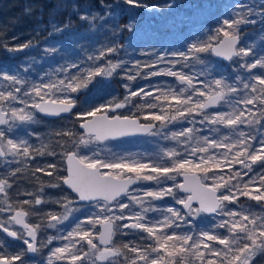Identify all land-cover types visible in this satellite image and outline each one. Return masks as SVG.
Instances as JSON below:
<instances>
[{
	"label": "snow or ice",
	"instance_id": "obj_1",
	"mask_svg": "<svg viewBox=\"0 0 264 264\" xmlns=\"http://www.w3.org/2000/svg\"><path fill=\"white\" fill-rule=\"evenodd\" d=\"M122 2L134 7H150L142 0ZM119 6L120 0L102 5L106 15ZM163 7L171 8L173 4ZM229 7L230 18L222 20L223 26L215 29L214 35L191 43L186 51L157 56L151 63L142 65L137 61L136 74L126 77L135 80L143 69H148L143 73L144 78L170 76L178 82L176 86L157 87L152 91L141 87L132 91L125 84L129 94L123 102L76 113L77 119L83 121L79 125L84 130L82 134L71 129L52 133L60 138L55 141V146L63 150L68 163V174L60 179L76 194L75 199L63 195L55 201L63 209L60 213L37 208L48 203L40 195L43 186L35 193H16L33 197L30 200L9 202V190L13 187L10 179L22 171L19 165L36 156L57 154L51 143L31 144L29 137L34 133L26 126L37 122V113L57 116L71 113L76 107L72 93L88 88L97 77L111 78L117 69L124 68L125 62L106 59L118 51L117 46L102 47L98 55L87 56V66L82 67L78 61H66L45 73L46 81L40 77L39 83L30 82L19 69L10 74L0 68V82H6L0 84V126H4L0 128V165L11 169L0 176V196L3 197L0 203L5 205L0 207V213H13L6 220H0V230L27 246L15 255L0 254V264H24L26 253L40 250L37 238L41 229L56 228L59 232V226L65 222H70L66 234L47 239L48 244L57 238L66 241L63 246L51 250L48 264H53V258L67 260L69 264H264V174H258V181L257 176L244 181L258 162L264 169V39L255 50L247 41L241 44L240 34L241 24H255L257 18L264 23V0L259 5L234 3ZM37 10L40 9H25L29 14ZM59 13L67 14L66 22L61 24L53 20L49 35L69 30L74 15L90 25L98 18L91 12H83L79 0H55L52 14ZM127 27L131 30V25ZM4 47L7 51L19 52L32 44L28 42L15 47L5 44ZM44 52L55 55L60 48L54 45L45 48ZM202 53H214L229 61L237 58V67L249 75L237 72L232 77L219 74L216 78L215 70L201 57ZM167 55L177 59L166 60ZM101 60L105 63H98ZM181 60L183 67H191L190 61L202 67L192 74L173 70ZM161 62L171 67L158 69ZM29 67H24L23 72L27 73ZM254 69H259V74H254ZM201 76L204 79H200ZM133 97L142 98L143 103L134 106L144 112L143 120L148 123H141L139 116L107 115L108 111L126 107ZM182 121L191 126L163 131L169 124ZM197 123L201 127L197 128ZM137 133L163 135L164 139L175 141L176 146L166 148L157 159L150 160L115 153L101 158L91 147ZM69 143L70 148L67 147ZM84 149L92 154H81ZM13 164L17 167L11 168ZM235 165L246 171L234 170ZM55 170V164H48L32 170V176L43 172L51 177ZM178 176L183 177V183L167 185ZM208 180L213 181L211 186L204 183ZM257 182L258 186H255ZM133 185L137 187L133 188ZM50 186L59 187L58 184ZM166 197H171L182 207L161 208L155 204ZM241 197L256 201L262 212H254L251 207H228L237 205ZM194 201L198 206H193ZM78 202H89L98 212L84 220L74 218V213L80 211L73 206ZM24 206H28L27 209ZM149 213L159 215L150 218ZM202 213L214 214L221 219L210 227L201 228L195 238L190 231H176L182 224L191 225L192 218ZM31 216H38L40 222H29ZM98 224L101 231H96ZM11 225H19L22 230H11ZM124 229L133 234L138 232L140 241L150 240L151 243H118L115 240L118 233L128 235ZM216 229H223L224 233ZM3 245L4 241L0 240V248Z\"/></svg>",
	"mask_w": 264,
	"mask_h": 264
},
{
	"label": "trees",
	"instance_id": "obj_2",
	"mask_svg": "<svg viewBox=\"0 0 264 264\" xmlns=\"http://www.w3.org/2000/svg\"><path fill=\"white\" fill-rule=\"evenodd\" d=\"M228 1L229 0H223L220 5H214L213 2H210L208 8L217 12H222L223 9L229 7ZM248 2L249 1H245L243 4L249 6L260 4L252 1ZM54 4L55 0H0V68L11 73L16 69H23L24 67L30 66L27 73L31 74V77H27V79L33 82V77H38V73L51 72L52 69L63 65L66 61H78L81 63V66H87V56L93 54L98 55L99 49L102 47L117 46L118 51L115 54L107 56L106 59H113L117 55L119 59V55H123L125 59L124 68L117 69V72L111 78L103 79L97 77L88 88L76 93V110L86 105H90V108L95 107L104 101L113 104L115 102H123L125 97L129 94L128 89L124 87L125 84H127L132 91H136L141 87L144 88L148 84L154 85L158 82H168L174 79L173 77L164 75L144 78L143 73L147 72L148 69H143L141 75L135 80H128L126 77L127 75L136 74L137 68L135 64L137 61L142 65L147 64L143 62L147 55L141 53L144 47L151 44L154 45L158 42L166 43L170 41L174 44L183 42L185 45H188L193 40L198 42L207 37L203 32L213 31L214 28L219 27V22L224 19V14L221 13L219 21L214 22V24L204 23L195 26L191 25V29L188 31L184 27V25L188 23L185 19L186 17L176 8H173L170 13H167L170 17L166 20L161 21L156 19L154 22H152V20L149 22L146 21L148 17L143 12L135 9L134 6L128 5L123 7V13H111L110 15H106V13L102 11L100 17H103V19L97 18L91 25L88 21L80 20L78 16L74 15L71 17V26L69 30H66L64 33L49 35L51 32V22L53 20L61 24L66 22V13L52 14ZM29 7L39 8L40 10L32 11L31 14H29L25 11V9ZM256 11L259 12L260 9L257 8ZM128 25H131V30L127 27ZM262 32H264V23H261L258 18L255 24H244V27L240 30V34L243 35L241 44H244L249 34H257V47L259 48L261 40L264 39V33ZM28 42H31L32 47L19 52L7 51L4 47L5 44H7L8 47H15ZM54 45L60 48V52L55 55H46L44 49ZM200 55L208 64L223 63L221 60L214 57L212 53H202ZM116 61L118 60L116 59ZM98 63L103 64L105 60L98 61ZM188 63L192 65L191 67H202L194 61ZM179 65L183 66L184 61L181 60ZM132 68L135 70H132ZM186 68L188 69L189 67ZM140 103H143L141 97H133L130 104L134 106ZM134 111L137 116L143 119V111H138L136 107ZM40 118L42 120L57 121L42 116ZM178 124L179 123L169 124V129L165 132L169 130L178 131L179 129L175 128ZM179 125L185 127V124ZM196 126L201 127L200 125ZM170 141L173 142V140ZM26 162H29V160ZM57 165L62 168V174H65L66 169L64 168V163L60 161L57 162ZM15 167H17L15 164L11 166V168ZM19 167H21L22 171L18 173L16 177L10 179L13 187L9 190V202L13 204H15L16 201L22 200L20 195L16 194L17 192H25L32 188L39 189L41 186L49 184V180L41 176L39 172L35 174V177L32 176V170L35 169L32 162L28 166L24 162L20 164ZM6 170L11 169L8 168V166L0 165V176H3ZM59 178H61V176ZM41 182H43V184H41ZM0 201H3L2 196H0ZM244 205L251 206L254 212L258 210L259 206L256 201L248 198L245 200ZM3 206L5 205L0 203V207ZM203 217L210 220L214 219L213 217ZM206 225L211 226L209 222L204 220L196 222L191 221V225L185 226L182 233L190 231L195 237L199 230ZM126 230L128 235H125L124 238L120 233L115 237L118 243L129 241L136 243H151L150 240L140 241V234L138 232L133 234L128 229ZM0 239L12 245L19 241L6 237L1 231ZM50 249L51 248H47L46 251ZM0 254L5 256L12 255L9 248L5 245L0 248ZM44 255L45 253L38 254L32 264H43L47 261L48 254L47 257ZM29 257L32 256L26 253L25 258ZM17 263L19 262H16V264Z\"/></svg>",
	"mask_w": 264,
	"mask_h": 264
},
{
	"label": "rangeland",
	"instance_id": "obj_3",
	"mask_svg": "<svg viewBox=\"0 0 264 264\" xmlns=\"http://www.w3.org/2000/svg\"><path fill=\"white\" fill-rule=\"evenodd\" d=\"M223 0H142V3L144 4H148L150 7L149 8H143V7H135V9L139 10L140 12H143L148 19L146 21H151L154 22L156 19L158 20H166L167 18H169L170 16L167 15V13H170V11L174 8H176L177 10L181 11V13L186 17L185 19L188 21L187 24L184 25V27L189 31L191 28V25H200V24H204V23H209V24H214V22L219 21L221 13L224 14V19H229L230 18V7H226L225 9L222 10V12H217L215 10L209 9L208 6H210V2H213L214 5H220L222 4ZM245 1H249V2H257V3H261V0H229V4L228 6L234 4V3H245ZM79 2L83 5V12H91L93 15L97 16L98 18L100 17L101 12L103 11L104 13H106L105 8L102 7L103 4H113L115 3V0H79ZM248 2V3H249ZM168 3H172L173 7L171 8H167V7H163L164 5L168 4ZM152 5H158L160 7L157 8H152ZM124 6H128L126 4H124L122 2V0H120V6L115 8L114 11H112L111 13L117 14V13H123V7ZM167 15V16H166ZM223 19V20H224ZM222 22V21H221ZM219 22V27L223 26L222 23ZM216 27L214 28L213 31L211 32H203V34L205 36H209V35H214L215 34V29L219 28ZM244 27V24L240 25V30ZM264 33V32H262ZM242 39L241 42L243 40V35H241ZM245 41H247L248 43H250L252 45V47L255 50H258L259 48L257 47V34H249L247 36V38L245 39ZM196 41L193 40L191 41L188 45L183 42L180 43H171L166 42V43H156L154 45H148L147 47H144L143 50L141 51L142 54L147 55L143 62L146 63H151L153 61H155L157 56L160 55H164L165 53H172V52H177V51H186L187 47L191 44V43H195ZM119 59H118V55L116 57H114L112 60L113 62H117L116 59L118 61H124L125 59L123 58V55H119ZM166 60H174L177 59L176 57H173L171 55H167L165 57ZM237 59V58H236ZM248 59H251L250 57ZM224 63V62H223ZM210 63L209 66L215 70L216 78H219V74H223L225 77H232L235 76V74L237 72H239L241 75L247 76L249 75V73H247L243 68H239L237 67V65L235 64V59L229 63ZM125 65V63H124ZM61 66V65H60ZM59 66V67H60ZM83 67V66H82ZM167 67H171V65L165 63V62H161L158 65V69H164ZM58 68V67H57ZM135 68V67H134ZM134 68H132V70H135ZM158 69H153V70H158ZM17 70V69H16ZM21 75H24L26 77H31V74L28 73H24L23 69L19 68ZM145 70V69H144ZM175 71H184L188 74H192L193 72H198L200 70L199 67H189L188 69L186 67H183L181 65H175V68L173 69ZM73 71H75V69H73ZM254 74H259L260 70L259 69H254L252 70ZM13 73V72H11ZM10 73V74H11ZM45 72L43 73H38V77H33V82L39 83L40 82V77H44L45 81L47 80V77L44 76ZM170 77V76H169ZM53 78H55V76H53ZM200 79H204L203 76L200 77ZM231 82V80H230ZM6 82H0V84H3ZM177 81L174 79L169 80L168 82H158L157 84H148L146 85L144 88L146 90L152 91L154 89H156L157 87H166L168 85H172V86H176L177 85ZM76 93H72L71 95L73 96V98L76 101ZM151 98V97H149ZM109 104L107 101H104L102 103H99L97 106L95 107H99V106H103ZM131 107V108H130ZM94 107L90 108V105H86L85 107H81L80 109L76 110L73 114H71L70 116L64 117V118H60L55 119L57 121H49V120H42L40 117V115L37 113V122L34 124H30L27 125V129L30 133H34V135H31L29 137V142L31 144H33L34 146H39L40 143L43 141L44 143H51V145L53 147H55L56 150V155H44V156H36L34 160L29 159V162H25V164L28 166L31 164L34 165V168L37 167H46L48 164H55L56 165V170H55V174L53 176H47L45 175L43 172H39L41 174V176H44V178H47V180H49V184L43 186L44 191L43 193H40V195L43 196V198L45 200L48 201V203L46 204H42L37 206L38 209H42L43 212H54V213H60L63 211V209L61 208V206L57 203H55L56 200L60 199L61 196L63 195H68L70 196V198L75 199V196L73 194H71L63 185L62 180L59 178L61 177H65V174H62V168L60 166L57 165V162L62 161L64 163V168L66 169L65 166V158L63 156V150L58 147L55 146V141L60 139L58 137H54L52 136V133L54 131L60 130V129H71L72 131L76 132L77 134H82L83 132L80 130L79 128V124L81 123L82 120H78L76 113L78 112H82V111H87L90 110ZM135 107L131 104H128L126 107L121 108L119 110H115V111H108V113L111 116H114L116 114H119L121 116H137L134 111ZM211 111V110H209ZM90 118V117H88ZM198 119V118H197ZM142 121H145L143 119H141ZM147 122V121H145ZM179 124H185V127L187 125V127L191 126L190 124H188L187 122L185 123L180 122ZM177 125L175 128L176 129H181L179 127H182V125ZM197 125H199L197 123ZM199 127V126H196ZM167 129H169V127L165 128L163 131L165 132ZM247 131V129H245ZM11 135V134H10ZM176 146V142L175 141H170L169 139H164L163 135H147V136H143L140 138H135V139H121V140H116V141H106L103 143H99V144H93L91 147L92 149L96 150L101 158L105 157L106 155H109L110 153H115L117 155H125V156H131V157H136V158H145L146 160H150V159H157L159 157V155L166 149V148H170V147H174ZM67 147H71V144L69 143L67 145ZM81 154H87V155H91L92 153L87 150L84 149L82 150ZM50 170V169H49ZM234 170H241V171H246L244 169H242V166L240 165H235ZM227 171V170H226ZM258 174H264V169L261 168L260 163L258 162L256 165L253 166V172L249 173V176H245L244 177V181H248L250 177L252 176H257V181H258ZM174 183H181V178L180 176L176 177L175 181L169 180L167 182V185H172ZM204 183L208 184V185H212L213 181L212 180H208V181H204ZM52 184H58L59 187H51L50 185ZM258 186V182L257 185ZM137 187V186H136ZM135 188V187H134ZM38 189L36 188H32L29 190H26L25 192H37ZM24 193V192H21ZM181 196H185L182 195L180 193ZM20 197L22 198L21 201L25 200V199H32L33 197L31 196H26V195H20ZM247 198L246 197H241L238 204L237 205H229V208H239L241 206L247 208V207H251V206H245L244 202ZM155 204L158 205L161 208H166V207H176V208H181V205H178L175 203V201L171 198V197H166L163 200L160 201H155ZM258 204V203H257ZM258 210H256L257 213H261L262 212V208L261 205L258 204ZM76 208H79L80 211L74 213V218L75 217H79L80 220H84L88 215H91L93 213H97L98 209L93 207L92 204H74L73 205ZM25 209H27L28 206H24ZM196 207V206H194ZM138 210V209H137ZM13 213L11 212H3L0 213V220H6L10 215H12ZM149 217H156L159 214L158 213H149L148 214ZM203 215L201 214L199 217H194L192 218L193 222L196 221H200V220H204L206 222H209L211 224V226L213 225L214 222H219V220L221 219V217L219 216H214L213 220H210L208 218H204ZM162 219V217H160ZM212 218V217H210ZM29 222L32 223H38L40 222V218L38 216H31L29 218ZM127 222V221H125ZM70 222H65L64 225H60L59 229L60 231L58 232L56 228H42L41 231L38 233V244L40 245V250L36 253L35 256L29 257V258H25L24 256V264H32V262L35 261V258L37 257L38 254H42L45 253V257H47L48 254V258L47 261H45L43 264H48V260H49V256L51 253V250L55 249L56 247H61L63 246L64 243H66V241H63L59 238L54 239L52 241L51 244L47 243V239L49 237H59L60 235H64L67 233L68 230H70ZM185 226L188 225H184L182 224L180 228L176 229V231L178 233H182L183 229L185 228ZM208 226V225H206ZM11 229L16 230V231H21V226L18 225H11L10 226ZM85 227H91L90 225H85ZM210 227V226H209ZM205 228V226H204ZM96 231H100V225H96ZM127 232L126 229L123 230V232ZM217 232L219 233H224L223 229H216ZM121 236L124 238L125 235ZM195 238V237H194ZM2 240V239H0ZM4 241V240H3ZM98 243V240L95 241ZM4 245L7 246L9 248V251L11 252L12 255H15L16 253L19 252H23L26 249V245L23 244V242L21 240H19L16 244H8L6 241H4ZM222 247V246H219ZM47 248H51L50 250L46 251ZM46 251V252H45ZM34 260V261H33ZM19 264V263H17ZM53 264H69V261L67 260H55L53 258ZM98 264H100V262H98Z\"/></svg>",
	"mask_w": 264,
	"mask_h": 264
},
{
	"label": "water",
	"instance_id": "obj_4",
	"mask_svg": "<svg viewBox=\"0 0 264 264\" xmlns=\"http://www.w3.org/2000/svg\"><path fill=\"white\" fill-rule=\"evenodd\" d=\"M212 55L214 56V57H216L217 59H219V60H221L222 62H224V63H229V62H231V61H229V60H227V59H225L224 57H221V56H217V55H215L214 53H212ZM235 59V58H234ZM76 108H77V103H76V107H74L73 109H72V112L71 113H61L59 116H57V115H45V114H43V113H38L40 116H42V117H44V118H47V119H53V120H55V119H60V118H64V117H67V116H70L71 114H73L75 111H76ZM119 109H121V108H119ZM119 109H116V110H119ZM211 110V109H210ZM107 115L109 116V117H112L108 112H107ZM116 115H119V114H116ZM116 115H114V116H116ZM119 116H121V115H119ZM87 119H89V120H91L92 119V117H90V118H87ZM140 122L141 123H148V121L147 122H145V121H142V120H140ZM81 123H83V121H81ZM80 125V124H79ZM4 126H0V128H3ZM80 128V127H79ZM80 130L83 132L84 130L83 129H81L80 128ZM147 135H149V134H145V133H137V134H134V135H128V136H123V137H119V138H116V139H110V140H114V141H116V140H121V139H135V138H140V137H143V136H147ZM109 141V140H108ZM106 142V141H105ZM103 143V142H102ZM65 166H66V175L65 176H67V174H68V172H67V169H68V163H67V160L65 159ZM180 178H181V183H183V177L182 176H180ZM64 185V184H63ZM65 186V188L71 193V194H73L74 196H76V194L75 193H72L71 192V190L67 187V185H64ZM137 185H133L132 187L134 188V187H136ZM209 186H211V185H209ZM182 195H187V193H181ZM77 204H90L89 202H78ZM193 206H198V204H197V202L196 201H194L193 202ZM202 214H204V215H206V216H208V217H214V216H216V215H214V214H207V213H202ZM11 230H13V229H11ZM102 230V228H101V226H100V231ZM1 232H2V230H0ZM3 233V232H2ZM6 237H8L7 236V234L6 233H3ZM8 238H10V239H13V240H17V239H15V238H12V237H8ZM99 242V241H98ZM27 247V246H26ZM37 253V252H36ZM36 253H31V252H28V254L30 255V256H34Z\"/></svg>",
	"mask_w": 264,
	"mask_h": 264
},
{
	"label": "flooded vegetation",
	"instance_id": "obj_5",
	"mask_svg": "<svg viewBox=\"0 0 264 264\" xmlns=\"http://www.w3.org/2000/svg\"><path fill=\"white\" fill-rule=\"evenodd\" d=\"M19 226V225H18Z\"/></svg>",
	"mask_w": 264,
	"mask_h": 264
}]
</instances>
